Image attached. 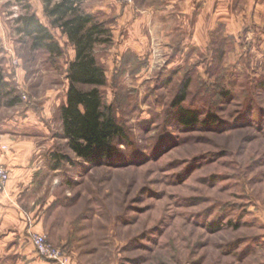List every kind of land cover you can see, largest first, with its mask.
I'll use <instances>...</instances> for the list:
<instances>
[{"label":"rangeland","instance_id":"1","mask_svg":"<svg viewBox=\"0 0 264 264\" xmlns=\"http://www.w3.org/2000/svg\"><path fill=\"white\" fill-rule=\"evenodd\" d=\"M211 2L212 21L166 10L131 33L125 2L84 1L111 30L95 54L128 137L89 162L63 136L73 45L56 29L62 55L33 48L17 33L26 10L0 1V123L26 125L44 159L18 209L68 264H264V15L226 0L215 16ZM180 108L199 122L181 124ZM2 235L0 264H56L31 233Z\"/></svg>","mask_w":264,"mask_h":264},{"label":"trees","instance_id":"2","mask_svg":"<svg viewBox=\"0 0 264 264\" xmlns=\"http://www.w3.org/2000/svg\"><path fill=\"white\" fill-rule=\"evenodd\" d=\"M42 1L50 25L40 21L30 0H17L26 10L19 17L22 24L18 30L32 38L33 48L47 51L52 56L64 53L55 36L56 29H60L74 47V59L68 63L67 100L61 106L63 136L68 139L71 150L89 162L112 158L117 153L113 142L127 141L128 137L113 109L104 102L102 87L108 81L106 68L95 54L96 45L112 40L111 30L106 21L97 19L95 13L83 10L85 0ZM180 99L184 100L185 95ZM199 115L196 109L180 108L178 120L192 126L199 122Z\"/></svg>","mask_w":264,"mask_h":264},{"label":"crops","instance_id":"3","mask_svg":"<svg viewBox=\"0 0 264 264\" xmlns=\"http://www.w3.org/2000/svg\"><path fill=\"white\" fill-rule=\"evenodd\" d=\"M135 1V3L127 4L123 8V19L131 33H136L139 26H149L152 24L151 19L157 18L160 13L166 10L173 12V15L182 21L188 20L192 16H195L196 22L199 23L213 20L209 16L212 14L211 0H160L151 3L147 0ZM225 1L215 0L217 2L214 8L215 16L222 14ZM250 1L254 6L252 13L256 16L258 14L264 15V0ZM15 3L19 5L17 0ZM30 3L40 21L50 25L45 13L44 2L42 0H30ZM197 3L202 5L197 8ZM4 14V10L0 7V21ZM20 16V14L16 16L17 33L23 35L18 30L22 24L19 21ZM12 121L0 123V164H6L12 172L8 187L0 196V233L5 239L12 235L21 238L34 232L33 222L25 219L26 216L18 208L20 204L24 203L25 194L33 187L32 180L42 169L44 162L43 154L39 151L38 139L32 137L31 134L29 136L28 130H24L27 128L26 125H22L21 121L18 123L15 120ZM30 129H37V126L33 125Z\"/></svg>","mask_w":264,"mask_h":264},{"label":"built area","instance_id":"4","mask_svg":"<svg viewBox=\"0 0 264 264\" xmlns=\"http://www.w3.org/2000/svg\"><path fill=\"white\" fill-rule=\"evenodd\" d=\"M131 4L132 0H118ZM12 177L11 169L6 164H0V196L5 192L8 187V182ZM31 241L34 243L39 254L54 261L56 264H68V256L65 255L60 249L55 248L52 244H49L47 237L37 232H31Z\"/></svg>","mask_w":264,"mask_h":264}]
</instances>
